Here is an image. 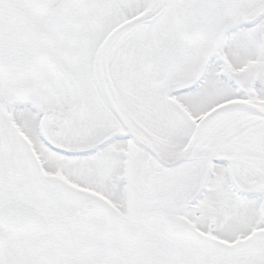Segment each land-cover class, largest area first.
Returning <instances> with one entry per match:
<instances>
[{
    "label": "snow or ice",
    "instance_id": "obj_1",
    "mask_svg": "<svg viewBox=\"0 0 264 264\" xmlns=\"http://www.w3.org/2000/svg\"><path fill=\"white\" fill-rule=\"evenodd\" d=\"M0 264H264V0H0Z\"/></svg>",
    "mask_w": 264,
    "mask_h": 264
}]
</instances>
